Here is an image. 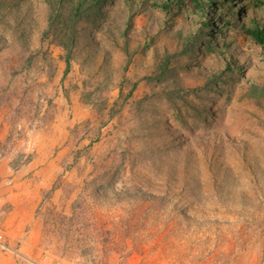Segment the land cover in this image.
Returning <instances> with one entry per match:
<instances>
[{"label": "rangeland", "instance_id": "1", "mask_svg": "<svg viewBox=\"0 0 264 264\" xmlns=\"http://www.w3.org/2000/svg\"><path fill=\"white\" fill-rule=\"evenodd\" d=\"M163 1L106 0L114 37L130 29L132 63L122 71L121 44L100 19L65 79L62 51L42 36L44 3L0 1V240L16 264H264V101L220 83V94H202L212 134L195 139L169 119L161 87L142 80L170 33L196 34L204 20L217 33L200 30L198 44H211L209 30L238 46L218 61L190 57L264 83V47L242 30H264V0H180L162 12ZM123 77V96L138 84L122 104ZM150 91L159 94L135 107Z\"/></svg>", "mask_w": 264, "mask_h": 264}, {"label": "trees", "instance_id": "2", "mask_svg": "<svg viewBox=\"0 0 264 264\" xmlns=\"http://www.w3.org/2000/svg\"><path fill=\"white\" fill-rule=\"evenodd\" d=\"M1 1V0H0ZM45 5L44 16V28L42 31L43 39L49 43L54 44L55 47L62 51L60 56L63 63L62 79H65L71 69V63L76 55L75 48L77 42H80L79 37L82 40L87 39V33L96 25L97 21L101 19L100 24L105 21V30L108 35L115 40L113 41L117 47L118 41L114 37L113 28L115 22L113 20L104 19L103 13L100 8L106 3V0H41ZM193 3V8L198 9L201 7L199 0H190ZM175 2V3H174ZM206 4L217 7H222L223 3H216L210 0L206 1ZM171 6H175L177 10H181L183 4L180 0H164L157 8L160 11H165ZM199 18L196 23H198ZM194 21H190L191 24ZM199 24L203 27L200 30L207 31L210 27L217 33L216 29L212 25L204 20H200ZM231 29L233 27L231 26ZM124 40H120V51L124 53V66L122 71L125 72L128 66L132 63L135 50L129 48L126 34L130 30L126 27L123 31L121 28H117ZM198 33L194 34L191 31L179 30L176 33H170L169 39H174V42L169 46L160 48V53L156 49L153 51V63L147 74L143 76L142 80L146 81L149 88H155L160 86L165 101V109L171 112V120L177 122L180 125V129L184 130L193 138L199 137V132L206 133V136L211 135L210 127L207 121L204 120L203 115L206 114L205 99L203 93L210 92L211 95L220 94L218 86L230 85L231 88L234 85L243 84L245 87L244 96H248L251 100L258 102L264 101V83H258L256 80L249 81L246 76V69L243 66H233L230 62L219 63L220 70H212L205 68L201 65V62L197 59H192L191 56L203 57L205 55H211L218 61L222 55L230 52V49L238 46L235 41L228 39L224 35L220 41L215 42L213 32L206 33L210 36L211 44L201 46L197 43V37L200 39ZM244 36L250 39L252 42L262 45L264 47V30L260 29L257 24H253L251 27L242 28ZM122 31V32H121ZM190 36L193 41H190ZM152 42V38H148V44L144 45L141 49L143 51L149 49V44ZM203 42V40H202ZM192 46L200 47L199 50L192 51ZM33 55H29L25 61L30 62ZM232 62V61H231ZM237 73V77L232 72ZM182 73L180 78L183 83H175V77L177 74ZM126 79L120 81L119 84V96L122 104L129 100L132 96L134 89L138 84V80L134 81L129 87L128 93L123 96V86L126 83ZM85 83V81H84ZM159 91H150L144 94L140 99L135 100V107L139 108L142 104H146L151 96H157ZM185 92V93H183ZM185 96H190L191 100H186ZM82 97H88L86 100H90L89 93L82 94ZM109 113L113 112V109L108 110ZM111 116V115H110ZM209 118V117H208ZM202 138V137H201ZM203 139V138H202ZM209 139H204V142H209ZM202 148V144H200Z\"/></svg>", "mask_w": 264, "mask_h": 264}, {"label": "crops", "instance_id": "3", "mask_svg": "<svg viewBox=\"0 0 264 264\" xmlns=\"http://www.w3.org/2000/svg\"><path fill=\"white\" fill-rule=\"evenodd\" d=\"M25 219L18 221L15 226L23 227L25 225ZM5 249V250H2ZM0 264H16L15 254H12V249L9 245H5L4 242L0 240Z\"/></svg>", "mask_w": 264, "mask_h": 264}]
</instances>
